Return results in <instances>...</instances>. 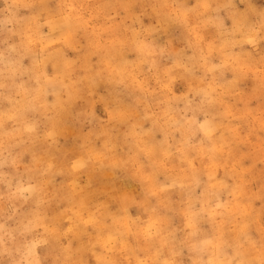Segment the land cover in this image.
Wrapping results in <instances>:
<instances>
[{
  "label": "rangeland",
  "instance_id": "obj_1",
  "mask_svg": "<svg viewBox=\"0 0 264 264\" xmlns=\"http://www.w3.org/2000/svg\"><path fill=\"white\" fill-rule=\"evenodd\" d=\"M0 264H264V0H0Z\"/></svg>",
  "mask_w": 264,
  "mask_h": 264
}]
</instances>
